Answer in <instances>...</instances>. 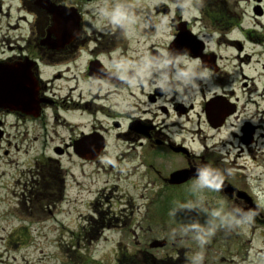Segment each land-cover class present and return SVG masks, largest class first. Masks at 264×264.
Returning <instances> with one entry per match:
<instances>
[{
  "label": "flooded vegetation",
  "instance_id": "1",
  "mask_svg": "<svg viewBox=\"0 0 264 264\" xmlns=\"http://www.w3.org/2000/svg\"><path fill=\"white\" fill-rule=\"evenodd\" d=\"M154 1L157 5L147 14L146 21H150L146 25L147 32L155 33L157 26L154 22L165 18L167 25L164 27L171 28V31L166 30L169 40L165 46L153 44L146 53L156 56L161 49H189L193 59H199L202 66L212 71L213 81L221 88L219 93L208 95L202 91L197 97L198 104H195V99L187 105L178 104L175 98L161 104L158 103L161 99L158 89L140 87L139 98L132 92V87L113 77L102 92L92 94L84 104L82 97L80 102L73 100L75 90L72 88L62 97L63 89L56 88L55 83L72 74V65L84 56L87 60L79 73L84 75L85 81L91 80L98 69L105 68L106 62L115 58V51H112L105 60L102 59L106 49L124 42V33L120 36L119 32L121 28L113 30L109 26L106 32L93 33V38L85 26L84 9L88 3L99 6L100 2L114 4L117 0H0L1 15L8 18L12 14L19 16L12 29L20 30V23L26 25V37L22 38L21 44L9 48L10 55L0 59V67H6L9 73L24 75L28 79V90L33 94L31 99H27L29 106L0 104V142L9 135L6 131L8 118L14 119L16 125L39 123L42 131L48 132L50 127L68 125L63 115L84 109L90 115L109 119L112 128L99 123L87 133L78 131L65 149H53L54 156L67 154L71 149L80 159L96 161L109 148L110 131L117 130L116 141L122 144L118 160L126 155L134 158L130 167L139 175L134 185L136 190L143 192L140 197L145 203L139 207L144 209L142 220L121 221L115 215L109 218V211L104 210L99 212L97 220L87 219L88 226L81 227L76 236L78 239H99L105 230L121 229L122 226H116L121 222L123 226H136L123 234L131 242L126 246L119 245L114 251H105L98 257L85 251H72V263L187 264L186 257L201 250L190 237L180 234V230L183 224L197 220L203 225L206 217L188 209H178L175 218L168 212L173 201L196 200L199 190L190 186L195 167L209 163L214 167L236 169L234 176L225 180L219 193H205L209 207L216 206L219 199H226L230 206L259 207L261 210L251 226L245 225L227 235L223 230L218 231L203 250V264H264V255H261L264 249L254 248L252 239L246 240L249 230L254 235L259 228H264V206L248 187L247 167L244 165L255 159L253 148L259 140L254 144L253 135L261 130V126L252 124L250 117H253L251 96L258 92L252 72L260 70V78L264 80V0H205L201 14L190 19L172 6L174 0ZM147 32L138 35L146 37ZM199 35L214 40V48H208L197 38ZM143 56L127 54L124 57L129 61L127 74L130 77L137 74ZM116 58L119 59L118 56ZM152 75L158 77L159 72ZM110 95L117 96L116 105H106ZM259 95L263 100L264 93ZM125 101L136 110L127 113L113 111L120 107L119 102L123 107ZM113 116L117 117L113 119ZM76 127L78 125L72 128V133ZM235 127H239L242 135L230 131ZM173 129L180 134L178 141L167 134ZM260 135L263 139L264 134ZM236 140L237 150L228 154V163L225 164L223 158L212 150L218 145L234 144ZM77 152L85 153V158ZM35 160L23 185L24 205H31L45 217L52 216V208L64 189L61 173L55 169L59 163L53 157L42 156ZM105 201L113 202L108 197ZM95 203L99 204L97 200ZM132 203L133 200L126 197L120 202L119 207L123 208L120 213H124L125 218L131 214L125 208L134 207ZM37 205L40 207L34 208ZM173 229L178 233L175 240L169 238Z\"/></svg>",
  "mask_w": 264,
  "mask_h": 264
},
{
  "label": "rangeland",
  "instance_id": "2",
  "mask_svg": "<svg viewBox=\"0 0 264 264\" xmlns=\"http://www.w3.org/2000/svg\"><path fill=\"white\" fill-rule=\"evenodd\" d=\"M128 2L133 5L140 17V22L130 26L133 30L127 37L124 35L123 43L105 50L104 58L100 57L103 60L112 51H115L113 52L115 58L126 57L127 54L140 56L145 55L153 44L165 46L168 43L167 31L163 24L165 19L154 22L159 29L156 27V32L152 34L147 32V26L144 23L148 12L157 5V2L154 0H128ZM100 5H103V2H100ZM97 6L95 3H88L84 9L85 26L92 36L98 31L106 32V28L109 27L106 20L102 21L94 14ZM18 17L12 14L8 18L0 14V59L10 55L9 48L15 47L17 43L21 44L22 38L26 37V25L20 23L22 26L20 30H16V27L12 29ZM119 32L121 36L124 29H120ZM144 32H147L146 37L138 35ZM90 47L93 48L94 45L91 44ZM86 60L87 56H84L77 64L72 65V74H67L66 79L55 83L56 88L63 89L62 97L72 88L75 90L72 93L73 100L80 102L82 99V104L90 99L92 94H96L89 91L88 85L91 80L85 81L84 75L79 73ZM65 69L61 68V70ZM50 73L53 72L50 70ZM252 74L256 77L254 83L258 86V92L251 96L252 115L260 118V123L257 125L261 126L260 133L264 134V99H260L259 95L264 93V80L260 78L262 76L260 70L255 69ZM139 88L132 87V92L141 98ZM252 90L255 91V88L253 87ZM110 97L106 105H116L117 96L110 95ZM196 100L197 98H195V104H198L199 100ZM119 104L120 107L114 108L113 111L127 113L128 111L124 110L127 101L124 102L123 107L121 102ZM60 115H62L61 112ZM63 117L68 126L50 127L48 132L42 131L39 123L16 125L12 118L6 121V131L9 135L4 142H0V264H75L72 263V251H85L98 257L105 251H114L119 245L129 244L131 240L123 234L136 226L132 224L123 226L121 222H118L116 226H122L121 229L105 230L104 236L99 239L76 238L81 231L80 228L88 226L87 219L97 220L99 212L108 210L109 218L116 216L121 221L132 219L134 222L142 220L144 209L139 207L145 204L140 197L143 192L136 190L134 185L138 182L139 175L130 167L134 160L131 155H126L124 158L126 160L119 161L117 158V155L122 152V144L115 138L117 130L110 131L109 148L96 161L80 159L71 149L62 156L53 155L54 148L65 149L78 131L87 133L92 126L99 123L111 129V121L99 115H90L84 109L72 110V113L69 112ZM116 117L113 116V119ZM76 125L78 127L72 133V128ZM257 145L264 147V141H258ZM257 145L253 148L255 159L252 162L248 160L244 164L247 167L245 172L247 180L249 172L253 170L258 171L257 180L264 178V150ZM6 153H9L8 156ZM42 156L58 160L59 165H55V169L61 173L64 183L60 200L52 208L53 215L48 217L31 208V205H24L23 198V185L28 179V172L34 167L35 159ZM109 161L115 163H109ZM238 162L243 163L241 160ZM248 187L250 189V186ZM107 197L113 202L107 203L105 201ZM124 197L132 199L134 204V207L125 208L131 213L126 218L124 213H120L123 208L119 207ZM96 200L99 203L97 205ZM261 205L264 206V202H261ZM39 207L40 205H37L34 208ZM246 236V240L252 239L254 248L264 249V228H259L254 235L249 230ZM77 258L84 260L81 257Z\"/></svg>",
  "mask_w": 264,
  "mask_h": 264
},
{
  "label": "clouds",
  "instance_id": "3",
  "mask_svg": "<svg viewBox=\"0 0 264 264\" xmlns=\"http://www.w3.org/2000/svg\"><path fill=\"white\" fill-rule=\"evenodd\" d=\"M205 0H198L194 3L193 0H174L173 7L179 8L181 14L190 19L201 14L200 9L204 6ZM94 14L102 21H107V24L116 30L117 27L124 29V35L131 34L132 28L130 26L140 22V17L137 15L133 5L128 0H117L116 3L110 5H100L94 9ZM145 25L150 21H145ZM167 25V19L163 21ZM159 29V26H157ZM171 31V28H166ZM76 33H73L75 38ZM174 39V37H171ZM203 41L208 48H214V40L205 39L204 35L197 37ZM129 61L121 57L119 59L113 58L110 62H106L105 68H100L97 73L91 78L88 85L89 91L102 92L103 88L112 78L122 81L127 87H143L150 86L151 89H158L161 94V99L158 103L163 104L165 101L175 98V103L187 105L193 99L197 98L201 92L208 95H214L221 91L219 85L215 84L212 79V71L201 65L199 59H193L189 49L183 50H166L161 49L158 55L153 56L151 53H145L140 61V67L135 76L127 74V64ZM153 72H159L158 77H153ZM106 75H101V74ZM119 87H122L119 86ZM125 111H134L131 105L126 104ZM253 125L260 123L259 117H250ZM230 131L240 133L239 127L232 128ZM261 130L258 129L253 135L254 144L257 141H264L260 135ZM173 140L178 141L180 134L173 129L172 132L167 133ZM227 135V134H225ZM233 139L232 137H227ZM238 144L236 140L234 144L218 145L212 151L218 153L223 158L225 164L228 163V154L237 150L235 145ZM261 150H264V147ZM199 155V153H197ZM109 163H115L109 161ZM236 169L234 167H214L209 163H201L195 167L194 179L190 186H194L199 190L200 195L196 200L187 201H173V207L169 209L168 215L175 218L178 209L195 210L197 215L204 214L206 217L205 223L202 225L199 221L191 224H183L180 234L185 237H190L195 241L201 250L192 256L186 257L187 264H203L205 246L216 236L217 232L223 230L224 233L230 234L235 230L248 225L251 226L255 222V218L260 213V208H244L239 205H229L226 199H219L216 201V206L209 207L207 204L206 192L219 193L224 186L225 180L234 176ZM258 171L253 170L249 172L248 184L250 190L255 194L259 201L264 202V178L257 180ZM178 233L173 229L169 233V238L175 240ZM264 255V254H261Z\"/></svg>",
  "mask_w": 264,
  "mask_h": 264
},
{
  "label": "water",
  "instance_id": "4",
  "mask_svg": "<svg viewBox=\"0 0 264 264\" xmlns=\"http://www.w3.org/2000/svg\"><path fill=\"white\" fill-rule=\"evenodd\" d=\"M27 80L24 75L9 73L6 67H0V104L13 103L22 107L29 106L27 99L28 97L31 99L33 94L28 90ZM83 150L85 151L82 148ZM83 152L77 153L85 158Z\"/></svg>",
  "mask_w": 264,
  "mask_h": 264
},
{
  "label": "bare ground",
  "instance_id": "5",
  "mask_svg": "<svg viewBox=\"0 0 264 264\" xmlns=\"http://www.w3.org/2000/svg\"><path fill=\"white\" fill-rule=\"evenodd\" d=\"M66 126H68V125H66Z\"/></svg>",
  "mask_w": 264,
  "mask_h": 264
}]
</instances>
